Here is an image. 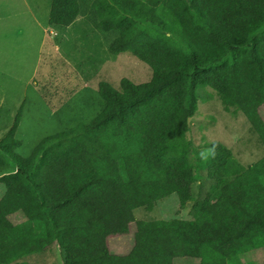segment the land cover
<instances>
[{
	"label": "trees",
	"instance_id": "16d2710c",
	"mask_svg": "<svg viewBox=\"0 0 264 264\" xmlns=\"http://www.w3.org/2000/svg\"><path fill=\"white\" fill-rule=\"evenodd\" d=\"M95 13L119 34L108 52H130L151 81L100 83L102 110L27 158L16 116L0 141V264H58L54 245L60 264H264V156L244 165L221 142L196 150L187 137L215 96L264 146V0H97ZM78 14V0H52L48 25ZM200 179L210 183L196 202ZM172 194L180 208L195 202L191 219L134 217ZM124 236L132 248L113 253L109 239Z\"/></svg>",
	"mask_w": 264,
	"mask_h": 264
},
{
	"label": "rangeland",
	"instance_id": "374dc122",
	"mask_svg": "<svg viewBox=\"0 0 264 264\" xmlns=\"http://www.w3.org/2000/svg\"><path fill=\"white\" fill-rule=\"evenodd\" d=\"M46 1L0 0V141L19 114L14 137L21 143L16 154L22 158L30 156L42 139L94 118L103 108L98 95L100 83L120 91L123 79L142 85L149 83L152 76L149 67L130 52L116 56L108 52L119 34L99 27L97 0H78L81 20L67 29L47 24L45 11L50 7L46 8ZM51 3L52 0L50 6ZM36 6L39 9L34 11ZM187 123V137L196 150L218 141L244 165L264 156V146L256 140L260 135L250 133L242 115L226 113L215 96L199 102L198 113ZM260 130L264 133V127ZM208 183L200 179L194 185L196 202L206 196ZM4 191L0 183V198ZM194 203L180 208L177 196L172 194L157 202L151 211L138 208L133 214L143 221L189 220ZM108 244L113 253L124 254L132 248L133 240L131 236L113 237ZM52 253L60 264L57 245L52 247ZM174 264L197 262L176 259Z\"/></svg>",
	"mask_w": 264,
	"mask_h": 264
},
{
	"label": "crops",
	"instance_id": "0c3cea01",
	"mask_svg": "<svg viewBox=\"0 0 264 264\" xmlns=\"http://www.w3.org/2000/svg\"><path fill=\"white\" fill-rule=\"evenodd\" d=\"M50 1H51V0H48V2H47V1L45 2V4H46V5H45L46 8H49V7H50ZM25 2H26V1H25ZM38 5H39V3H38ZM38 9H39V7H37V6H36V7H33V10H34V11H37ZM49 12H50V8H49L48 11H45V13H47L46 15H49ZM32 15H34V14H32ZM78 20H79V22H80V20H81V19H80V12H79L78 17L76 18V20H75L74 22L77 23ZM74 22H73V23H74ZM73 23H72V24H73ZM47 24H48V21H47ZM72 24H71V25H72ZM71 25H70V26H71ZM70 26H68V27H63V28L67 29V28H69ZM60 28H61V27H60Z\"/></svg>",
	"mask_w": 264,
	"mask_h": 264
}]
</instances>
